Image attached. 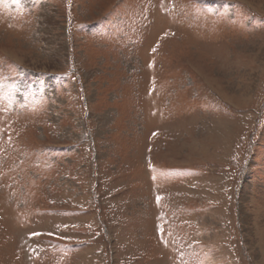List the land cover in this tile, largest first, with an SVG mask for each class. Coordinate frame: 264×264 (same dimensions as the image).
Returning <instances> with one entry per match:
<instances>
[{"label": "rangeland", "instance_id": "374dc122", "mask_svg": "<svg viewBox=\"0 0 264 264\" xmlns=\"http://www.w3.org/2000/svg\"><path fill=\"white\" fill-rule=\"evenodd\" d=\"M0 264H264V0H0Z\"/></svg>", "mask_w": 264, "mask_h": 264}, {"label": "snow or ice", "instance_id": "6c2138e0", "mask_svg": "<svg viewBox=\"0 0 264 264\" xmlns=\"http://www.w3.org/2000/svg\"><path fill=\"white\" fill-rule=\"evenodd\" d=\"M159 199V198H158Z\"/></svg>", "mask_w": 264, "mask_h": 264}]
</instances>
